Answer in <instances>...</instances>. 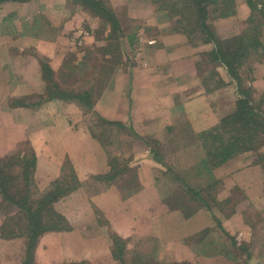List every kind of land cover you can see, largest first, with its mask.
<instances>
[{
  "label": "crops",
  "instance_id": "obj_1",
  "mask_svg": "<svg viewBox=\"0 0 264 264\" xmlns=\"http://www.w3.org/2000/svg\"><path fill=\"white\" fill-rule=\"evenodd\" d=\"M104 1L110 3L122 26V49L127 64L120 65L108 81L95 112L135 131L138 138L126 143V148L121 147L122 143L118 144L116 150L124 149L131 156L134 153L129 164L139 167L142 188L134 196L124 198L118 187L112 185L114 187L109 190L99 191L102 194L96 193L97 207L104 213L110 228L128 242L127 249L140 244L136 238L146 239L156 242L149 253L151 258L158 257L162 262L170 259L169 263L175 264H236L224 255L206 256L204 253L213 249H232L231 241L217 228V220L226 232L237 237L239 244L242 242L240 236L245 234L244 242L251 243L252 250L257 247L254 246V228L247 230L242 218L250 209H264L262 167L255 159L254 164L252 160L244 162V155H240L217 168L212 179L220 181L218 198L223 201L233 194L238 201L234 213L230 217L222 214L216 218L203 210L186 219L181 210H172L164 202L158 186L162 189L165 183L166 164L160 163L165 159L163 156L155 160L147 143L154 137L160 141L161 152L189 150L187 146L193 148L192 144H180L178 140L179 118H186L194 136L215 127L222 115L235 106L238 98L236 84L231 83L225 70L218 67L224 85L209 92L203 87V77L213 68L205 62L204 55L211 52L214 45L190 43L184 33L175 29L178 18H172L168 11L154 3L155 0ZM236 11L232 17L211 19L210 23L220 38L238 36L246 28L251 15L247 0H236ZM101 26L98 17L70 0L0 4V157L13 154L19 144L29 142L37 157L35 181L41 191L47 190L62 176L66 161L72 163L79 181L91 183L94 177L110 170L108 154L85 127L84 120L92 114L84 115L76 105L54 100L33 108L13 106L12 101L45 93L42 58L56 74L65 72L69 75L66 63L71 56L75 65L87 56L91 57L81 72L73 74L72 78H64L62 85L67 86L65 88L75 87V81L80 83L79 80L93 78L95 54L92 52V56L88 51L94 44L96 48L105 46V38H100L103 35ZM84 44L85 48H78L85 53L81 56L82 53H76L75 46L84 47ZM254 74V91L258 92L264 89V63L254 66ZM261 74L263 76H259ZM123 136L132 137L127 133ZM163 139L167 144L164 145ZM174 145L179 146L173 148ZM155 150L159 152L157 148ZM113 154L118 156L115 152ZM199 161L188 163L185 168L201 164ZM98 184L102 185L96 183L95 188ZM245 202H248L247 208L242 207ZM254 205L259 207L254 208ZM83 206L86 207V203ZM81 210L84 213L82 221L77 216L68 215L73 226H93L95 219L90 209L82 207ZM246 218L254 225L250 216ZM1 224L2 214L0 227ZM93 227L88 236L82 237L78 229L71 233L45 234L36 249V264L73 261L118 264L105 239L104 227ZM206 229L214 231L203 242L186 243V239ZM22 241L0 238V264L23 263L25 250L23 252Z\"/></svg>",
  "mask_w": 264,
  "mask_h": 264
},
{
  "label": "trees",
  "instance_id": "obj_2",
  "mask_svg": "<svg viewBox=\"0 0 264 264\" xmlns=\"http://www.w3.org/2000/svg\"><path fill=\"white\" fill-rule=\"evenodd\" d=\"M23 1L30 0H0V4ZM70 1L81 5L85 10L98 17L102 21L101 33L103 35L106 33L104 39L106 44L97 51L102 59L100 61L96 57L92 59L93 78L86 81L79 80L81 84L79 88L76 87L79 91L70 87L65 88L67 86L64 87L58 78H72L73 74L81 72V68H84L85 62L91 60V57L87 56L77 62V65L69 60L66 63V68L70 71L69 75L65 72L56 74L48 61L42 58V77L46 83L45 93L33 98L12 101V105L39 108L43 104L54 100L74 104L80 108L84 115L92 114L97 117L98 125L94 129L101 131L97 133L92 129L90 135L102 145L107 146L108 143L105 141H108V136L111 133L117 135L116 131H125L135 140L138 137L133 129L126 128L118 122L108 121L95 112L96 103L106 90L108 81L112 79L117 69L124 63L122 49L124 33L117 14L110 3L104 0ZM154 3L168 11L172 18H178L175 29L177 32L184 33L190 43L201 42L214 45V49L204 55V58H207L205 62L213 65V68L203 77V87L209 92L224 85L220 74L217 72L218 67H220L225 70L230 82L236 84L238 93L232 111L225 114L219 120L217 126L200 135L208 151L207 156L199 161L201 167L205 170L207 180L205 182L207 184L201 188H196V186L188 184L183 177L171 169L164 174L166 179L164 178L165 183H163L162 189L161 186L158 187L163 192L162 198L170 209L181 210L186 219L191 218L199 209L211 213L218 211L226 217H230L234 213L238 201H236L233 194L226 200H219L218 187L220 181L212 179L214 169L244 153L254 152V156L257 158L256 163L264 171V152H261L264 148V99L257 103L251 95L253 90L250 87L244 88V79L241 77V69L249 65V61L253 56L256 57V62L264 61L262 30L264 26V0H260L259 3L254 0H247L251 9V15L246 22L247 27L243 29L242 34L229 39L220 38L216 29L209 22L211 19L215 21L234 16L237 12L235 0H155ZM259 4H261V8L258 7ZM133 42L134 40L132 44ZM248 73L249 76H252L253 68H250ZM74 83L78 82L75 81ZM114 143L118 145L122 141H115ZM147 143L151 147V154L154 158L155 156L158 158L153 144H150L149 141ZM21 145H25V149L20 150L17 148V151L13 154L0 157V194L4 197V203L0 206V210L3 211L2 207L8 203L11 204L12 208L18 209L15 216L2 223L0 231L2 238L5 240L25 238L27 243L22 264H36L35 253L42 236L47 233L69 232L72 230L67 219L54 211L53 204L75 191L81 185V182L72 163L66 161L62 169V177L51 183L53 189L40 198H34V192L37 190L35 181L37 157L29 142H23ZM109 145L111 144L109 143ZM108 154L110 172L93 179L104 181L109 186H117L124 198L134 196L142 188L139 183L138 167L133 168L130 166L129 160H125V163L122 164L119 157L115 156L113 152H108ZM129 169L132 170L128 171ZM196 202L197 205H192ZM95 211L99 216V212ZM257 218L260 221L263 219V214L257 213ZM248 219L246 224L250 223V219ZM98 222L101 226H110V223L106 220L101 219ZM256 222L258 220L256 221L254 218V225L250 226L254 228ZM217 228L221 229L224 237L231 241L232 249H213V251H206L204 255H224L236 264H242L244 254H246V264H254V256L252 257L250 246L246 242L239 244L237 237L226 232L219 220H217ZM213 231L214 229H206L193 238L186 239V243L189 245L193 241L201 243ZM111 237L115 241V248L112 250L114 260L118 264H127L123 255L127 241L114 231H112ZM151 257L149 253L138 258L135 257L132 264H175L173 262L169 263V261L162 262L158 257L155 259Z\"/></svg>",
  "mask_w": 264,
  "mask_h": 264
},
{
  "label": "rangeland",
  "instance_id": "obj_3",
  "mask_svg": "<svg viewBox=\"0 0 264 264\" xmlns=\"http://www.w3.org/2000/svg\"><path fill=\"white\" fill-rule=\"evenodd\" d=\"M254 1L259 3L260 0H254ZM235 2H236V0H235ZM258 7L261 8V4H259ZM209 24L212 25L210 22H209ZM212 26L214 27V25H212ZM246 27H247V24H246ZM262 30H263V37H264V26H263ZM105 37H106L105 34L100 36V38H105ZM95 45L96 44H94L93 48H91L88 52H90V54L92 56H94V54H95L94 57H96L100 61L102 59V56H100V54L97 52L100 48H98V47L96 48ZM85 46H86V44H84V47H82V45H79L77 47L75 46L76 53H78V52L82 53V54H79V55L84 56L85 53L81 49L85 48ZM78 48H81V49H78ZM92 52H94V54ZM76 53H74V54H76ZM86 55H87V52H86ZM81 56H79L78 58H80ZM72 57L73 56H71L70 59ZM255 58L256 57L253 56L250 59V61H249L250 62L249 65H246V66H244L241 69V77L244 79V83H245V85H244L245 87L244 88H247V87L249 88L250 87L251 90H253L251 95L257 101V103H260L262 101V99H264L263 98L264 97V89H262V90H260L258 92L254 91V81H253V79L255 77L254 66L257 63L262 64V63H264V61H260V62L257 61L256 62ZM205 61H206V59H205ZM125 64H127V62L124 59V64L123 65H125ZM205 68H207V66ZM250 68H253L252 76H249V73H248V70ZM209 69H210V67H209ZM259 76H263V74H261ZM58 79H59L60 82H63V80L65 81V79H61V78H58ZM80 84H81V82L77 83V84H74L75 87H73V88L70 87V88L74 90V89H76V87L79 88ZM263 86H264V82H263ZM76 90L79 91V89H76ZM263 108H264V106H263ZM232 109L229 110V111H232ZM224 115H222V117ZM185 119L186 118L184 116L179 118V123L178 124H181V125L178 128V130H177V133L179 135L178 140L180 141V144H183V143L184 144L187 143L189 145L192 144L193 148L191 146H187V148H189V150H185V151H180V150L173 151V150H171V151H163V152H161V150H159L160 149V141H156V139L153 137V138H149V143L153 144L155 149L157 148L159 150V152H157L158 158H156V156H155V160H157V159L159 160L160 157L164 156L163 158L165 160H163V162H160L161 164L162 163L166 164L165 168H164V173H167V171H170L172 169L179 176L183 177L184 180H186L188 182V184L196 186V188H201L202 186H205L206 183H207V182L203 181V180H206V173H205L204 168L201 167L200 164H196L195 166H192L193 165L192 164L188 168H185V166L188 163H190V164L193 163V162L196 163L197 161L201 160V158L207 156V152L208 151H207L205 142L200 138L201 134H199L197 136L192 135L191 134L190 125H188L189 123L187 121H185ZM183 122H185V123L183 124ZM84 123H85V127H86V129L88 130L89 133L91 132L92 129L95 132L100 133L101 130L94 129L98 125V119L95 116L90 115V116L86 117V119L84 120ZM218 124H219V122H218ZM116 132H117L116 133L117 135H115L114 133H111L108 136V141H105L106 143H108L107 146L102 145V143H99L96 139H95V141H97L100 144V146L107 152V154H108V152L109 153L115 152V154L118 155L120 162L122 164H124L125 160H129V158L131 156V153L124 152V149H123V151L121 149V151L118 152L116 150L117 149V145L114 142L115 141H122L121 147L122 148H126V146H125L126 143L129 144V142L132 140V137H129V136H125L124 137L123 134L126 133L125 131H116ZM132 134H134V133H132ZM163 142H164V145L167 144V140L163 139ZM109 143L111 145H109ZM155 144H159V145L157 146ZM178 146L179 145H174V147L173 146L172 147L173 148H177ZM25 147H26L25 145L19 144L17 148L20 149V150H23V149H25ZM17 148H16V151H17ZM261 152H264V148H262ZM133 155H134V153H133ZM242 155H244L243 156L244 162H246V160H252V162L254 164V159L257 160V158L254 156V152H247V153H244ZM108 163H109V161H108ZM167 164L169 165L168 168H167ZM133 168H135V167H133ZM216 169H214V171ZM110 170H111V168H110ZM110 170H108V173L110 172ZM130 170H132V169H129L128 171H130ZM214 171H213V173H214ZM137 172H138V175H139V167H138ZM104 175H106V174H104ZM100 176H103V175H100ZM89 183L90 182H88L86 184H83L81 182V185L75 191H73L72 193L66 195L65 197H63L61 199H59L57 202H55L53 204L54 211L67 219L70 227L72 228V230L69 231V232L71 233V232L76 231V229H78L79 232L80 231L82 232V233H80L81 237H82V235L88 236V232L93 231V228H94L93 226H95V228H99V226L101 227V225L99 224L98 220L103 219V220L108 221L105 218V215L102 212V210H100L97 207V205H96V203L94 201V198H96V196H97L96 193H98L99 191H105L106 189L109 190V187H114V186L107 185L104 181H97L95 179H92L91 183L90 184ZM96 183H101L102 185L98 184L96 186V188H95V184ZM116 188H117V186H116ZM52 189L53 188L50 185V187L47 190L41 191L38 188V186H37V190H36V192H34V198H40L43 195H46ZM119 192H120V194H122L120 190H119ZM99 193H101V192H99ZM75 195H77V196H75ZM0 200H1L0 201V206H1L4 203V197L2 196V194H0ZM85 203H86V207L83 206V204H85ZM197 204H198L197 202L196 203H192V205H194V206L197 205ZM10 205H11L10 203L5 204L2 207L3 211L0 210V214H2V223L6 222L9 218H12L13 216H15L16 213L18 212V209L12 208ZM7 207H8V209H7ZM82 207L83 208H89L90 212L93 214L94 219H95V220H93L94 221L93 226L92 225H85V226L81 227V225H77V228L73 226L74 223H72V221L69 218L70 217L73 218L74 216H77L81 220L83 215H84L83 211L81 210ZM242 207L243 208H247L248 207V202L247 203L245 202L242 205ZM258 207H259V205H257V206L254 205V208H258ZM95 210H97L99 212V216L96 214ZM253 210L254 211H252V209H250V210L246 211L245 217L242 218V220H244V222H245L247 220L246 217H249V216H250V218H252V221L254 220V218H255L256 221L258 220V222L255 223V227H254V244H255L254 246L257 245V247L254 248V250H252L253 245L251 243H249L248 245L251 248L250 251L252 252V257L254 256V264H264V255H263V253H264V209H260V210L253 209ZM199 211L202 212L203 209H199L197 212H199ZM256 212L257 213H262L263 214V219H261L259 221V219L257 218V213ZM212 214L216 218H220L219 216L222 215V213H220L218 211H216L215 213H212ZM244 222H243L244 227H247L246 228L247 230L252 228V226H250L251 225L250 223L246 224ZM11 225H12V223H11ZM102 227H104V230L106 231L105 234L107 235V237H105V239L108 242V245H109V247H110V249L112 251L115 248L114 247L115 246V241L111 237V234H112L113 230L110 228V226L109 227L102 226ZM80 228H82V229H80ZM244 235L240 236L241 240H242L241 243L246 241ZM0 238L3 239L2 236H1V231H0ZM3 240H5V239H3ZM21 240H23L22 242H23V245H24V247H23V252H24V250L26 249V244L25 243H27V240L25 238L21 239ZM10 241H12V240H10ZM149 241H151V242H149ZM136 242H140V244L137 245L135 248H132V249L128 248L127 249V246L125 248V252H124L123 255H124V259L127 261V264H132V261H133V259L135 257L138 258L139 256H143L146 253H150L151 247L154 244L156 246V242H153L152 240H146V239H144V240L140 239L139 240V239L136 238ZM127 245H128V242H127ZM245 260H246V254H244V259H243L242 264H246ZM169 261H171V260L169 259ZM249 261L253 262L252 260H249ZM74 263H79V264H81V263H89V264H91L90 262H87V261H80V262H74Z\"/></svg>",
  "mask_w": 264,
  "mask_h": 264
}]
</instances>
